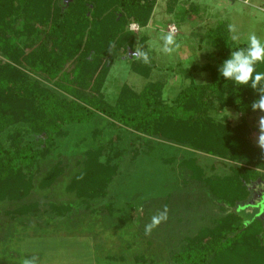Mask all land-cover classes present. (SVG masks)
Segmentation results:
<instances>
[{
  "label": "trees",
  "instance_id": "obj_1",
  "mask_svg": "<svg viewBox=\"0 0 264 264\" xmlns=\"http://www.w3.org/2000/svg\"><path fill=\"white\" fill-rule=\"evenodd\" d=\"M155 4L0 0L2 209L10 210L13 221L45 217L54 233L61 229L73 235L79 211L100 209L112 215L106 199L127 162L146 157L161 170L178 158L174 150L185 154L188 149L190 156L203 153L230 163H221L228 165L229 174L206 177L202 168L178 163L193 181L204 184L218 218L212 227L183 239L169 264H264V213L257 216L256 209L248 223L235 213L250 200L257 206L262 201L264 190L254 187L264 180V153L251 144L255 129L247 119L264 113L252 111L258 94L250 86L225 80L218 71L231 51L246 45L226 47V26H207L206 44L213 52L204 55L208 62L200 67L181 69L190 84L170 104L156 95L161 89L157 83L140 92L123 85L112 103L104 97L114 60L133 48L129 25L145 28ZM184 6L183 15L188 13ZM146 41L142 37L141 43ZM153 65L137 58L132 71L147 78ZM256 70L264 71V63H257ZM195 73H207V81L195 84ZM227 108L240 115L239 125L216 120ZM79 126L89 129L80 141ZM132 264L155 263L137 256Z\"/></svg>",
  "mask_w": 264,
  "mask_h": 264
},
{
  "label": "rangeland",
  "instance_id": "obj_2",
  "mask_svg": "<svg viewBox=\"0 0 264 264\" xmlns=\"http://www.w3.org/2000/svg\"><path fill=\"white\" fill-rule=\"evenodd\" d=\"M155 2L145 28L133 23L139 28L131 31L135 36L133 48L124 56L119 55L110 67L103 88L104 97L110 103L115 101L123 85L140 92L147 84L157 83L161 89L156 95L170 104L190 84L180 74L181 69L187 70L193 65L200 67L208 62L204 55L213 52L206 44L207 26L214 28L215 24L221 23L228 30L229 24H235L239 40L233 41L232 33L228 31L229 38L225 42L231 49L247 45L248 35L253 32L264 41V12L258 8L262 5L261 0ZM180 6L187 8L188 13L183 15ZM194 8L196 12L190 15V20L185 18ZM171 26L175 27L173 33L180 47L172 54H165L160 36L171 31ZM142 37L147 40L145 44L141 43ZM138 48L148 51L150 62L154 64L147 78L132 71L137 58L131 52ZM192 78L195 84H203L208 74L195 73ZM259 117L247 119L255 129L250 142L257 148H260L256 143ZM216 120L229 122L231 127L241 123L240 115L228 108L221 110ZM76 129L79 141L89 136L88 128L79 126ZM170 151L173 150L165 148V152ZM188 152V149L185 154L174 150L172 153L178 158L170 166H161V170L158 163L152 164L146 157L134 163L127 162L121 168L122 178L119 177V181L112 185L106 199L113 207L112 215H103L100 209L79 211L74 215L77 228L73 235L61 229L54 233L53 224L50 221L46 223L45 217H30L26 223H20L16 216L18 219L13 221L10 210L2 209L0 204V264H21L24 258L32 256L38 257V264H132L137 256L155 264H169L171 253L184 245L183 239L196 236L202 228L212 227L218 218L204 184L193 181L190 178L192 173L188 169L182 170L178 163L187 161L188 165H195L193 169L202 168L206 177L210 172L219 176L229 174L228 165L221 163H230L203 153L190 156L191 152ZM261 172L264 174V170ZM254 189L263 192L264 180L258 181ZM262 199L261 208L253 199L235 213L244 223L250 222L256 209L259 210L257 216L264 213V193ZM165 206L168 209L167 220L155 227L150 235H145V225ZM106 256L112 260H105Z\"/></svg>",
  "mask_w": 264,
  "mask_h": 264
},
{
  "label": "clouds",
  "instance_id": "obj_3",
  "mask_svg": "<svg viewBox=\"0 0 264 264\" xmlns=\"http://www.w3.org/2000/svg\"><path fill=\"white\" fill-rule=\"evenodd\" d=\"M228 31L232 33L233 41L239 40L235 24H229ZM160 40L162 41V51L165 54H172L180 47L172 31L162 34ZM131 55L141 59L145 64L150 63L148 51L138 48L133 50ZM257 63H264V41L253 32L248 35L246 47L231 51L229 57L219 66L218 71L225 80H232L240 86H250L258 94V99L251 104L252 111L264 113V71L256 70ZM258 128L259 134L256 143L264 153V115L259 117ZM167 212L168 209L165 206L151 217V222L145 225V235H150L155 227L167 220ZM21 264H38V257L24 258Z\"/></svg>",
  "mask_w": 264,
  "mask_h": 264
},
{
  "label": "built area",
  "instance_id": "obj_4",
  "mask_svg": "<svg viewBox=\"0 0 264 264\" xmlns=\"http://www.w3.org/2000/svg\"><path fill=\"white\" fill-rule=\"evenodd\" d=\"M261 2H262V5L260 6V7H258L261 11H263L264 12V0H261ZM128 29L130 30V31H134V30H138L139 28L135 25V24H130L129 25V27H128ZM171 31L173 32V31H175V27L174 26H171Z\"/></svg>",
  "mask_w": 264,
  "mask_h": 264
},
{
  "label": "water",
  "instance_id": "obj_5",
  "mask_svg": "<svg viewBox=\"0 0 264 264\" xmlns=\"http://www.w3.org/2000/svg\"><path fill=\"white\" fill-rule=\"evenodd\" d=\"M262 200H263V199H262ZM259 204H260L259 206H260V208H261V206L263 205V202L261 201Z\"/></svg>",
  "mask_w": 264,
  "mask_h": 264
},
{
  "label": "crops",
  "instance_id": "obj_6",
  "mask_svg": "<svg viewBox=\"0 0 264 264\" xmlns=\"http://www.w3.org/2000/svg\"><path fill=\"white\" fill-rule=\"evenodd\" d=\"M146 42H147V41H146ZM146 42H145V43H146ZM145 43H144V44H145Z\"/></svg>",
  "mask_w": 264,
  "mask_h": 264
}]
</instances>
